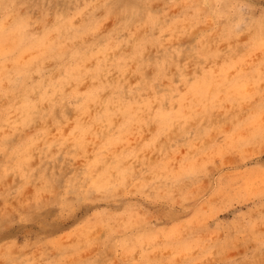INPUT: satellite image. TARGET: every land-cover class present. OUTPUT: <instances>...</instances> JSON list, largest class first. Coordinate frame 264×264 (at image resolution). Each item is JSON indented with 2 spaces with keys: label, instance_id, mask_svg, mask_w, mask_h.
Returning a JSON list of instances; mask_svg holds the SVG:
<instances>
[{
  "label": "rangeland",
  "instance_id": "1",
  "mask_svg": "<svg viewBox=\"0 0 264 264\" xmlns=\"http://www.w3.org/2000/svg\"><path fill=\"white\" fill-rule=\"evenodd\" d=\"M110 4L0 5V145L12 157L0 160V214L17 221L0 247L15 241L26 264L251 256L260 178L234 181L264 163L237 94L248 77L259 85L258 25L244 36L179 0H152L130 23ZM37 195L56 228L17 215Z\"/></svg>",
  "mask_w": 264,
  "mask_h": 264
},
{
  "label": "snow or ice",
  "instance_id": "2",
  "mask_svg": "<svg viewBox=\"0 0 264 264\" xmlns=\"http://www.w3.org/2000/svg\"><path fill=\"white\" fill-rule=\"evenodd\" d=\"M152 0H111V4L107 5L112 12L117 15H126L131 10L133 15H137L144 9L151 7ZM191 8L197 15H207L209 12L215 10L217 14L221 13L226 7L224 0H215L213 4L210 0H189L186 5ZM149 19L151 16L149 15ZM262 20V36H261V52L264 53V12L261 14ZM254 77H248L246 81L242 82L237 89V94L242 96L248 103V117L243 121L247 127L254 129L253 134L248 137L249 140H259L261 146V156L264 157V56L261 58V73L259 77V85L253 83ZM238 166V165H237ZM7 169L5 168V172ZM253 175H259L260 186L258 192H252V199L257 196L261 206L260 215L257 224H252L253 233H255L257 226L259 227V239L256 241L257 247L253 250L251 256H245L243 260L232 261H208L207 264H264V163L261 164L258 172L256 169H249L245 171L243 176H237L234 181L242 189H249V181ZM37 204H39V197L37 195ZM7 217L10 214L6 212L0 214ZM17 247L15 241H5V247H0V253H10ZM0 264H13L8 259L0 260ZM98 264H127V262H117L114 260H102ZM188 264V262H185ZM191 264H199V262H191Z\"/></svg>",
  "mask_w": 264,
  "mask_h": 264
},
{
  "label": "clouds",
  "instance_id": "3",
  "mask_svg": "<svg viewBox=\"0 0 264 264\" xmlns=\"http://www.w3.org/2000/svg\"><path fill=\"white\" fill-rule=\"evenodd\" d=\"M189 0H179L178 7L183 9L184 14L192 12L191 8H188L186 5ZM213 4L215 0H210ZM226 7L222 10L221 13L217 14L215 10L211 11L213 16H219L225 27L231 31L239 33L244 36H251L254 31L257 30L258 25V36L261 39L262 36V20L261 14L264 12V0H224ZM4 4V0H0V5ZM175 7V6H174ZM5 15H7L8 6L4 5ZM147 9H144L137 15H133L134 23L136 20H142ZM169 11L172 12L173 9L170 7ZM175 14V13H173ZM150 15V13H149ZM170 17L165 15L162 20H160V26L162 27L167 23ZM156 25L153 24V27ZM0 30H2V25H0ZM12 157L9 155L8 149L0 145V160H11ZM7 167V165H6ZM34 205V206H33ZM19 215H21L22 221H27L32 225H36L40 228L54 229L57 227L56 223L53 222L54 210L51 212H44L40 206V203L30 201L28 204L20 203ZM17 221L14 215H8L7 217L0 215V232H3L5 229L10 227L12 224H15ZM6 257V259L13 262V264H26V262L19 258L22 254H17L16 257H13L10 253H0ZM240 260V259H237Z\"/></svg>",
  "mask_w": 264,
  "mask_h": 264
}]
</instances>
